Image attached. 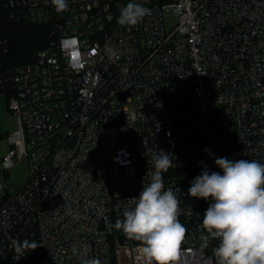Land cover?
<instances>
[{
    "label": "built area",
    "instance_id": "1",
    "mask_svg": "<svg viewBox=\"0 0 264 264\" xmlns=\"http://www.w3.org/2000/svg\"><path fill=\"white\" fill-rule=\"evenodd\" d=\"M129 2L67 0L58 13L52 0H0L10 21L50 27L34 63L0 75L17 118L0 140V264H148L114 225L161 150L187 228L177 264H217L219 241L202 240L212 200L188 189L206 169L222 175L220 157L264 164V0H134L151 14L122 26ZM22 161L29 177L15 185Z\"/></svg>",
    "mask_w": 264,
    "mask_h": 264
},
{
    "label": "clouds",
    "instance_id": "2",
    "mask_svg": "<svg viewBox=\"0 0 264 264\" xmlns=\"http://www.w3.org/2000/svg\"><path fill=\"white\" fill-rule=\"evenodd\" d=\"M58 13L68 8L67 0H52ZM151 14L148 7L129 2L118 17L122 26H135ZM209 150L206 148L205 152ZM155 171L151 182L139 196L130 199L133 207L123 212L114 227L126 238L142 245L148 264H177L181 257L187 228L179 220V200L171 188L165 190L163 172L172 166V156L160 151L154 154ZM223 174L207 169L197 176L188 189L193 198L212 200L202 224L210 238L219 241L213 249L217 264H264V164L256 160L215 159ZM179 190V189H178ZM39 245L25 241L22 247L34 250ZM21 245H17L19 250ZM89 249L84 247L82 255ZM73 254H79L73 247ZM81 264H102L99 258H82Z\"/></svg>",
    "mask_w": 264,
    "mask_h": 264
},
{
    "label": "trees",
    "instance_id": "3",
    "mask_svg": "<svg viewBox=\"0 0 264 264\" xmlns=\"http://www.w3.org/2000/svg\"><path fill=\"white\" fill-rule=\"evenodd\" d=\"M50 27L30 22L10 21L0 13V41H7L9 51L0 55V75L36 61L38 52L50 42ZM6 100L13 95L9 88L0 89ZM1 138V136H0Z\"/></svg>",
    "mask_w": 264,
    "mask_h": 264
},
{
    "label": "rangeland",
    "instance_id": "4",
    "mask_svg": "<svg viewBox=\"0 0 264 264\" xmlns=\"http://www.w3.org/2000/svg\"><path fill=\"white\" fill-rule=\"evenodd\" d=\"M175 20H171V23L167 24V26L172 25ZM0 113L2 115L0 124L3 127L4 135H11L17 129V118L16 116L9 110L8 101L4 97H0ZM2 135L0 140L6 138V136ZM6 149V144L3 143L1 145L0 152L4 153ZM10 181L15 185H20L26 182L29 177V166L26 161H22L18 163L16 166L11 168L7 173ZM113 189L116 193L122 192V186L119 181H113Z\"/></svg>",
    "mask_w": 264,
    "mask_h": 264
},
{
    "label": "crops",
    "instance_id": "5",
    "mask_svg": "<svg viewBox=\"0 0 264 264\" xmlns=\"http://www.w3.org/2000/svg\"><path fill=\"white\" fill-rule=\"evenodd\" d=\"M1 117H2V115H1V113H0V120H1ZM3 130V127L1 126V124H0V136H2V135H4L2 132L4 131H2Z\"/></svg>",
    "mask_w": 264,
    "mask_h": 264
}]
</instances>
